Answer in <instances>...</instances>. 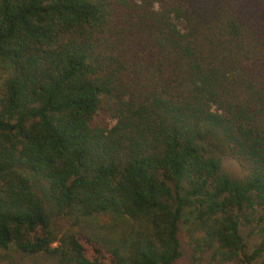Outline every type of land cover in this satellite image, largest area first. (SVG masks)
<instances>
[{"label":"trees","instance_id":"1","mask_svg":"<svg viewBox=\"0 0 264 264\" xmlns=\"http://www.w3.org/2000/svg\"><path fill=\"white\" fill-rule=\"evenodd\" d=\"M181 231L264 264V0H0V264H173Z\"/></svg>","mask_w":264,"mask_h":264},{"label":"rangeland","instance_id":"2","mask_svg":"<svg viewBox=\"0 0 264 264\" xmlns=\"http://www.w3.org/2000/svg\"><path fill=\"white\" fill-rule=\"evenodd\" d=\"M223 167L226 171H228L233 176H240L242 174V171L230 160L224 159L223 160ZM66 227V222L63 219L55 218L52 220V229L55 232H60L62 229ZM246 234L243 233L244 236ZM185 237L183 236V231H181L180 235V242H181V250H182V256L176 260L173 264H191L189 259V252L188 247L185 245ZM258 244V240L255 236L251 235L245 239V245H246V253H250ZM256 262L258 263H264V251L257 257ZM4 264V263H3ZM23 264H37L36 262H33V260L28 261L26 260ZM203 264V263H202Z\"/></svg>","mask_w":264,"mask_h":264}]
</instances>
